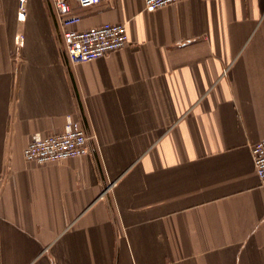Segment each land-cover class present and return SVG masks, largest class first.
I'll return each instance as SVG.
<instances>
[{
    "label": "crops",
    "instance_id": "0c3cea01",
    "mask_svg": "<svg viewBox=\"0 0 264 264\" xmlns=\"http://www.w3.org/2000/svg\"><path fill=\"white\" fill-rule=\"evenodd\" d=\"M24 9L0 0V264H264V0L102 1L77 27L129 44L82 63ZM69 117L89 152L26 161Z\"/></svg>",
    "mask_w": 264,
    "mask_h": 264
},
{
    "label": "built area",
    "instance_id": "2783aa9c",
    "mask_svg": "<svg viewBox=\"0 0 264 264\" xmlns=\"http://www.w3.org/2000/svg\"><path fill=\"white\" fill-rule=\"evenodd\" d=\"M102 1L109 0H51L69 62L95 60L129 44L127 27L121 22H106L87 29L77 27L82 19L79 9H91ZM178 1L181 0H144V4L146 10L154 11ZM24 3L21 0V17L25 16ZM22 38L19 36V41ZM90 139L82 122L69 117L58 133L33 134L24 157L28 162L39 164L74 159L89 152ZM251 151L257 175L264 185V138L254 143Z\"/></svg>",
    "mask_w": 264,
    "mask_h": 264
}]
</instances>
